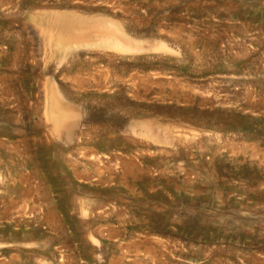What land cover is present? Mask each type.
Masks as SVG:
<instances>
[{
    "label": "rangeland",
    "instance_id": "rangeland-1",
    "mask_svg": "<svg viewBox=\"0 0 264 264\" xmlns=\"http://www.w3.org/2000/svg\"><path fill=\"white\" fill-rule=\"evenodd\" d=\"M0 264H264V0H0Z\"/></svg>",
    "mask_w": 264,
    "mask_h": 264
},
{
    "label": "bare ground",
    "instance_id": "bare-ground-1",
    "mask_svg": "<svg viewBox=\"0 0 264 264\" xmlns=\"http://www.w3.org/2000/svg\"><path fill=\"white\" fill-rule=\"evenodd\" d=\"M100 30H101V29H100ZM108 31H109V33H110V30H108ZM108 31H107V34H108ZM110 34H111V33H110ZM108 37H109V38H112L110 35H108ZM121 38H122V36L120 35V33L116 34V35L113 37V39H115L116 41H120ZM110 41H111V40H110ZM110 41H109V42H110ZM114 42H115V41H114ZM61 103H62V102L59 101V99H57V98L54 100V105H55V106H57V105L60 106Z\"/></svg>",
    "mask_w": 264,
    "mask_h": 264
}]
</instances>
